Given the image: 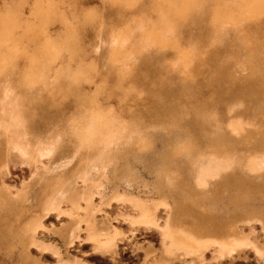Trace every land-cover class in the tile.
<instances>
[{"label":"rangeland","instance_id":"rangeland-1","mask_svg":"<svg viewBox=\"0 0 264 264\" xmlns=\"http://www.w3.org/2000/svg\"><path fill=\"white\" fill-rule=\"evenodd\" d=\"M238 5V0H141L126 10L100 0H79L77 11L96 8L102 20L81 31L87 62L97 66L96 82L105 84L98 100L89 103L85 97L94 86L70 92L64 91L63 82L55 87L61 72L74 65L60 36L75 32V10L55 3L38 7L31 19L9 29L12 37H0L3 63H12L17 53H23L25 86H33L38 70L48 87L25 88L19 72L0 80V264H19L20 228L41 213L46 190L55 186L81 192L89 184L95 203L109 204L112 213L120 194L165 200L172 206L191 193L215 221L226 227L233 222L236 205L245 200L236 182L248 178L244 161L252 155H246L255 151L261 158L264 152V16L243 21ZM121 34L122 50L116 60L112 38ZM22 66L23 61L18 67ZM73 117L78 118L70 129ZM232 120H245L246 128L251 123L253 127L236 135L228 126ZM15 123L28 130L32 144L38 139L52 142L37 174L16 152L8 168L4 166L6 133ZM172 128L174 142L164 137ZM141 134L154 139L149 152L136 147ZM187 136L191 144L180 145ZM217 147L227 152L224 160L215 153ZM260 172L253 178L256 197L251 207L264 216V170ZM207 173L220 179L217 198H212ZM158 175H164L165 186L158 185ZM20 189L23 194L11 193ZM199 191L205 202L198 199ZM163 215L158 210L160 224ZM48 221H53L52 215ZM120 227L127 229L126 224ZM37 239L49 249L40 256L42 264L55 263L52 251L66 252L56 237ZM134 242L150 244L154 254L161 253L155 231L139 228ZM119 247L120 264H142L141 250L129 248L126 241ZM84 249L87 253L75 249L70 253L87 264H116L109 256ZM32 255H37L35 250ZM183 255L172 264H181ZM247 255L248 260L232 264H257L251 253Z\"/></svg>","mask_w":264,"mask_h":264},{"label":"bare ground","instance_id":"bare-ground-1","mask_svg":"<svg viewBox=\"0 0 264 264\" xmlns=\"http://www.w3.org/2000/svg\"><path fill=\"white\" fill-rule=\"evenodd\" d=\"M238 1L237 11L242 13L241 18L243 21H256L264 16V0ZM233 18L238 21V14H234ZM6 34L12 37L10 30ZM123 36L124 34H121L120 38H117V36L112 38L116 60L118 53L122 50L119 44ZM0 62H4V59L0 58ZM94 116L97 119L100 117L98 113H94ZM243 121L232 120L229 122L230 131L236 135L245 133L247 128H251L252 123L250 127L246 128L245 124L247 122ZM247 121L249 123L250 120ZM166 134L167 136L164 137L171 140V136L174 135L173 128ZM29 137L30 133L20 123H15L7 131L4 141L6 159L4 166L6 169L16 152L23 161L25 160L26 163L30 164L33 173L40 172L44 155L52 150V142L48 139H38L36 143L32 144L33 140ZM171 142H174V140H171ZM187 143L191 144L189 136L185 137L184 141L179 144ZM153 145L154 139L147 134H141L136 140V147L145 152H149ZM222 148L216 149L215 152L222 157L220 159H223L225 157L223 154L227 153L222 151ZM249 155L252 156L246 157L244 161L248 178L236 182L237 190L244 196L245 200L243 203L235 204V211L238 214L227 227L214 220L212 214L203 207L204 203L194 202L191 193L184 200L178 199L172 206L165 200L147 201L132 195L120 194L116 199L119 201L116 212L112 213L108 211L109 204L103 206L100 201L95 203L89 184L81 192L72 190L67 186L51 187L44 194L45 198L41 213L32 215L20 228L19 244L22 253L19 264H32L31 260L35 259H39L40 264H42L40 256L49 249L38 242V237H56L64 242L65 254L60 251L51 252L55 258L54 264H87L80 256H74L70 253L72 249L85 253L84 247H89V253L109 256L116 264L117 262L120 264L117 258L120 250L119 244L123 241L128 242L129 248L141 250L143 253L142 264H172L180 253L184 254V257L178 260L181 264H209V262L210 264H224L225 261L232 264L236 259L248 260L249 256L247 254L249 253H251L252 259L257 264H264V258L257 255L258 252L264 251V227H261L264 221H261L262 216L260 213L254 211L251 207V203L254 201L253 196H255L253 194V178L258 177V173L264 170V152L263 155L261 154V158H258L259 155L257 154V156L255 151L249 152L246 156ZM202 170L206 169L202 168ZM207 175H210L212 182V198H217L219 196L218 191H220V179L212 173H207ZM164 182V175H158V185L163 187L165 186ZM202 182L198 181V185H202ZM225 184L229 185V183ZM256 186L258 187V184ZM229 188L231 189V187ZM98 189L102 190L103 186L99 185ZM12 192H15L16 195L24 193L22 189ZM198 194V199H203V202H205L206 198L203 192ZM241 194L239 195L241 196ZM194 197L196 198V195ZM260 198L262 201V197ZM241 204L245 205L243 212H240ZM158 210L164 213L162 217L163 224L159 223ZM51 215L53 221H48ZM0 224H3L1 217ZM123 224L127 225L126 230L121 229L120 225ZM141 227L157 233L161 243V253L159 255L154 254L150 244L142 247L134 242L135 233ZM109 241H111V244H109ZM245 243L251 244L252 248L236 247ZM32 250L36 251V256L32 255ZM113 252H115V256H113ZM65 257L69 260H66Z\"/></svg>","mask_w":264,"mask_h":264},{"label":"clouds","instance_id":"clouds-1","mask_svg":"<svg viewBox=\"0 0 264 264\" xmlns=\"http://www.w3.org/2000/svg\"><path fill=\"white\" fill-rule=\"evenodd\" d=\"M100 2L101 4L118 6L130 10L135 8L141 0H100ZM52 3L65 9L75 10L78 13L75 19V32L62 33L60 36L65 54L74 60V65L65 68L61 72L55 87L63 82L65 84L64 91L70 92L72 89H79L82 85L94 86V90L90 95L85 97V100L87 103L90 100H98L103 94L105 84L102 81L96 82V77L98 76L97 66L96 64L93 65L87 62L89 54L81 45V31L87 26L102 23L101 14L96 8L77 11L76 6L79 0H0V37H3L13 26L20 25L24 21L31 19L38 7H46ZM21 61H23V66L18 67ZM25 63L23 53H17L12 63L5 64L0 62V80L9 79L12 75L19 72L22 83L25 86L23 81ZM36 77V82L33 86L30 88L25 86V88L30 90L37 85L48 88L46 87L47 81L41 79L38 70ZM78 117H73L69 120L70 129L72 128L73 121Z\"/></svg>","mask_w":264,"mask_h":264},{"label":"snow or ice","instance_id":"snow-or-ice-1","mask_svg":"<svg viewBox=\"0 0 264 264\" xmlns=\"http://www.w3.org/2000/svg\"><path fill=\"white\" fill-rule=\"evenodd\" d=\"M184 150H187V146H185ZM201 186H203V185H201ZM261 221H264V216L261 217ZM261 227H264V223L261 224ZM109 244H111V241H109ZM236 247L237 248L244 247V248H249L250 249V248H252V245L248 244V243H245V244H242V245H237ZM112 254H113V256H115V252H113ZM257 255L260 256L261 258H264V251L258 252ZM31 261H32V264H40L39 259H35V260H31ZM225 262H227V261H225ZM225 262H224V264H225ZM117 264H118V262H117ZM209 264H210V262H209ZM227 264H228V262H227Z\"/></svg>","mask_w":264,"mask_h":264}]
</instances>
